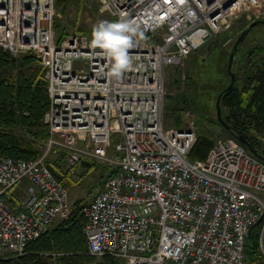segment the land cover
<instances>
[{
    "label": "built area",
    "instance_id": "1",
    "mask_svg": "<svg viewBox=\"0 0 264 264\" xmlns=\"http://www.w3.org/2000/svg\"><path fill=\"white\" fill-rule=\"evenodd\" d=\"M99 1L136 30L119 75L88 35L58 39L56 0H0V47L37 56L51 99L42 155L0 160V256L26 254L70 214L68 190L48 162L61 149L72 171L83 160L117 168L83 208L91 255L123 264H248V233L264 218V159L221 137L205 160H192L198 127L165 126L164 75L231 19L264 14V0Z\"/></svg>",
    "mask_w": 264,
    "mask_h": 264
},
{
    "label": "trees",
    "instance_id": "2",
    "mask_svg": "<svg viewBox=\"0 0 264 264\" xmlns=\"http://www.w3.org/2000/svg\"><path fill=\"white\" fill-rule=\"evenodd\" d=\"M71 2L76 0H56L57 12L68 7ZM56 26L58 39L68 35L61 30L59 23ZM235 73L234 87L221 98V108L226 109L225 120L231 126V133L221 137H232L238 141V136L246 137L259 153L256 155L264 159V147H259L261 141L264 142V55L249 60L245 67ZM45 74L46 68L35 54L24 53L15 57L0 47V160L8 157L32 160L42 155L44 147L40 148V142L46 143L50 137V127L45 122V115L50 109L51 99ZM226 76H229L227 72ZM217 139L198 133L190 158L195 161L205 160ZM56 151L60 153L58 159H67V169L65 172L59 171L58 160L51 156L49 166L66 188V174L76 177L82 163L87 166L94 164L83 160L72 171L69 152L54 149L51 155ZM109 170L108 177L117 168ZM88 202L76 200L68 217L57 221L40 237L30 242L26 254L0 256V264H95L96 261L97 264H123L111 255H105L98 261L96 256L89 253L85 233L87 218L83 212ZM261 238L262 225H258L246 242L248 264H264V236L263 241Z\"/></svg>",
    "mask_w": 264,
    "mask_h": 264
},
{
    "label": "rangeland",
    "instance_id": "3",
    "mask_svg": "<svg viewBox=\"0 0 264 264\" xmlns=\"http://www.w3.org/2000/svg\"><path fill=\"white\" fill-rule=\"evenodd\" d=\"M58 12L55 22L57 31L56 25L59 23L61 30L68 34L88 35L91 38H93L94 26L101 22L115 21L114 15L104 9L99 0H76ZM263 19L264 14L249 17L246 13L231 19V25L216 34L214 40L193 51L181 64L165 69L164 123L166 127H184L194 122L198 127V133L214 139L229 136L230 130L224 127L217 117V97L230 84L229 58L236 40L253 21ZM259 47L261 50H257ZM263 55L264 23H260L253 27L239 45L232 69L234 72L239 71L249 63V60L258 59ZM226 72L230 79L226 76ZM222 109L225 118L226 109L223 107ZM44 145L45 142H40V148ZM259 147H264L263 141ZM50 156L58 160V170L65 172L67 159L65 157L58 159L60 156L58 151ZM91 162L94 163L92 166L82 163L76 177L65 175L71 204L76 200L90 201L101 190L110 173L111 167ZM96 258L101 261V257Z\"/></svg>",
    "mask_w": 264,
    "mask_h": 264
},
{
    "label": "clouds",
    "instance_id": "4",
    "mask_svg": "<svg viewBox=\"0 0 264 264\" xmlns=\"http://www.w3.org/2000/svg\"><path fill=\"white\" fill-rule=\"evenodd\" d=\"M132 24L125 20L101 22L94 26L93 43L107 49L114 58L113 73H119L130 65L129 49L132 40L128 33L135 32Z\"/></svg>",
    "mask_w": 264,
    "mask_h": 264
},
{
    "label": "water",
    "instance_id": "5",
    "mask_svg": "<svg viewBox=\"0 0 264 264\" xmlns=\"http://www.w3.org/2000/svg\"><path fill=\"white\" fill-rule=\"evenodd\" d=\"M260 23H264V19L263 20H256V21H253L242 33L241 35L238 37V39L236 40L234 46H233V49L230 53V58H229V67H228V71L231 75V82L229 84L228 87H226L224 90H222L220 92V94L218 95V99H217V117H218V120L220 121V123H222V125L224 127H226L227 129H231V126L228 124V122L225 120L223 114H222V108H221V98L222 96L224 95V93L230 91L233 87H234V84H235V81H236V73L232 70V67H233V63L236 59V52H237V49L239 47V45L245 40V38L247 37V35L249 34V32L253 29V27H255L257 24H260ZM239 140L247 145L250 150L255 153V154H259L257 152V150L255 148L252 147V145L250 144V142L247 140L246 137L244 136H238ZM261 156V155H260ZM264 158V157H263ZM264 221V218L262 217L255 225H253L248 233V238L251 237L252 235V232L254 230V228L260 224H262V222Z\"/></svg>",
    "mask_w": 264,
    "mask_h": 264
},
{
    "label": "crops",
    "instance_id": "6",
    "mask_svg": "<svg viewBox=\"0 0 264 264\" xmlns=\"http://www.w3.org/2000/svg\"><path fill=\"white\" fill-rule=\"evenodd\" d=\"M16 201H17V200H16ZM16 201H15V202H16ZM17 203H18V202H17ZM59 220H61V219H58L57 221H59ZM57 221H56V222H57ZM56 222H55V223H56Z\"/></svg>",
    "mask_w": 264,
    "mask_h": 264
}]
</instances>
